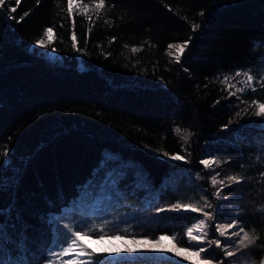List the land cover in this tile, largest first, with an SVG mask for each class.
I'll list each match as a JSON object with an SVG mask.
<instances>
[{"label": "trees", "instance_id": "16d2710c", "mask_svg": "<svg viewBox=\"0 0 264 264\" xmlns=\"http://www.w3.org/2000/svg\"><path fill=\"white\" fill-rule=\"evenodd\" d=\"M8 4L17 7L15 19H5ZM50 26L54 41L40 48L34 42ZM73 32L81 51L72 47ZM185 43L181 54L168 47ZM247 72L256 74L257 91L236 93ZM261 72L264 0H106L99 15L93 0H77L71 13L67 0H7L0 11V264H45L52 217L77 200L84 229L96 216L112 215L119 220L110 233L166 235L177 246L200 214L172 205L216 210L222 223L238 220L258 237L238 255L251 252L261 264L264 116L253 103H264ZM215 173L223 186L213 188ZM204 196L213 209L204 207ZM208 223L216 238L215 220ZM209 251L237 264L215 245ZM98 258L192 264L138 252Z\"/></svg>", "mask_w": 264, "mask_h": 264}, {"label": "snow or ice", "instance_id": "6c2138e0", "mask_svg": "<svg viewBox=\"0 0 264 264\" xmlns=\"http://www.w3.org/2000/svg\"><path fill=\"white\" fill-rule=\"evenodd\" d=\"M76 2L77 0H67V6L70 13L74 9V5H76ZM93 2L95 11L97 15H99L101 10L106 6V0H93ZM6 3L7 0H0V11L4 10V6L6 5ZM19 3L20 0H16L17 6L19 5ZM37 3H39V0H37ZM80 7L86 11L89 5L81 4ZM16 11L17 7L8 4V15L5 17V19H15V17L11 14L15 13ZM25 15H27V13H25ZM201 15H203V13H201ZM21 19H23V17H21ZM89 20H91V17H89ZM17 22L20 21L17 20ZM74 26L75 24H73V27ZM196 27H198V25ZM89 31H91V29H89ZM54 36V26L47 27L42 34L43 38L37 39L34 43L40 48H48L49 44L53 43ZM112 40L114 41L115 37H113ZM71 41L72 47L77 51H81V49L77 46V35L75 34V32H73V34L71 35ZM168 47L175 48L182 53L186 47V43L183 45L170 44ZM137 50L138 49L136 48L132 49L133 52H136ZM51 51L56 52L57 49L53 47ZM176 59L179 62L180 56L177 55ZM240 75L241 72L235 73V76L237 77H239ZM245 75L247 76V83L244 87L236 88V93H243L246 90L256 92L257 89L255 86H253L252 83L254 80V75L251 72H247L245 73ZM255 78L260 79V77L258 76ZM228 79H230V77H224L225 81H227ZM261 83H264V80H261ZM236 93L230 92L229 96L235 95ZM237 99H240V97L238 96ZM216 103H219V100ZM253 103H256L258 107V111L255 114L257 116H264V103H259L256 101H254ZM177 131H179V129ZM7 154V152L4 153V155ZM163 155L173 161L187 162L186 158L180 154H169L167 151H164ZM200 163L203 164L205 168H208L210 166V161L208 159H202ZM217 176H219V173L211 175L210 183L212 184L213 188H215L218 183L223 186V180L221 179L218 181ZM227 179L230 181H234L236 184L241 183V180L237 179L236 176H228ZM228 187H231V185H228ZM222 194L223 187L216 189V191L214 192V196L218 199L222 196ZM225 198L227 197L225 196ZM203 200L204 207H207L208 209L214 208L213 204L209 202V198L207 196H204ZM216 207L218 208L219 205H217ZM171 209L174 211L183 210L185 212L200 214L196 217L195 222L186 229V243L180 245L179 247H177L176 244H173V247L168 249L157 248V246L160 245L161 241L168 238L166 235H162L158 239L152 238L151 240L145 239L143 241L133 238L130 243L137 246L141 244H151L152 250L172 252L175 256L182 257L185 261H191L192 264H231L230 260L217 259L216 255L209 251L212 245H215L216 248L221 249L225 257H235L237 264H256L251 252H248L242 256L238 255V252H241L244 249L251 248L256 243V239H258V237L252 238L249 235V232L240 225V222L238 220L233 221L229 224H224L220 221L221 213H219L218 211H204L203 207L194 206L190 202L184 204L177 202L171 206ZM165 210L166 209L163 208L159 209V211ZM258 211L260 210L258 209ZM200 216H202L203 218H200ZM213 220H215V232L218 234V236L216 238H209V229L211 226L208 221ZM62 227L63 230L56 234L55 238L51 242V246L46 248L47 255L41 258L45 261V264H54L57 259H60V264H100L98 257L112 256L120 252L132 254L140 250L138 247L125 246L123 249H117L116 253H113L108 249H104L103 251H95L93 249H90L85 243L81 242L85 239L98 240L100 242L108 239L110 241H123L125 245L129 243V241L125 240V236L123 234H114L108 232L106 230V225L101 228L100 231H96L95 229L86 230L78 225H73L71 223H64ZM229 229L236 230L229 233ZM124 231L126 232L127 230L125 229ZM226 236L227 243L225 245H222L220 238ZM233 237H235V240H233ZM64 257H67V259H61ZM175 264H179V261H176ZM261 264H264V260L261 261Z\"/></svg>", "mask_w": 264, "mask_h": 264}, {"label": "rangeland", "instance_id": "374dc122", "mask_svg": "<svg viewBox=\"0 0 264 264\" xmlns=\"http://www.w3.org/2000/svg\"><path fill=\"white\" fill-rule=\"evenodd\" d=\"M177 50V49H176ZM185 50V49H184ZM177 52H179L177 50ZM179 54H181V52H179ZM49 57L52 60L56 59V53L55 52H50L49 53ZM252 73V72H251ZM254 76L256 75L255 73H252ZM263 80H264V72L260 73ZM258 74V75H260ZM245 75V73H244ZM245 79H247V76L245 75ZM210 161V166L209 168L212 167L214 161L212 159H208ZM87 194L83 193L82 198H84ZM81 201H75L74 203H72L68 208L64 209L62 212H60L57 215H54L52 217V219L54 220L55 223V236L58 232L63 230V224L64 223H71L75 225H78L80 227H82L81 225L83 224V221L81 219L82 215H81ZM79 208V210H78ZM74 215L76 216V218L73 220ZM97 219H94L92 221H90L88 223V226H90L91 228H95V230H101V228H103L105 225L108 227H112L113 225H115L119 218L112 216V215H105L102 218H99V216H96ZM99 218V219H98ZM88 226H84L85 229L88 228ZM236 229H229L228 232H232L235 231ZM136 238L137 240H145L147 238L144 237H140V236H133V237H125V240L129 241V243L127 245H125V243L123 241H119V240H108L105 239L103 242H100L98 240H89V239H85L83 241H81L82 243H85L90 249H93L95 251H103L104 249H108L109 251L116 253L117 249H123L125 246L127 247H138L140 250L137 251L138 253H146L147 255L153 256V257H175L174 253L172 252H165V251H156V250H152V246L151 244H141L139 246L137 245H132L130 243V241ZM221 242L223 241L222 245H225L227 243V236L226 237H221ZM149 240V239H148ZM233 240H235V237H233ZM173 242L170 238H167L163 241H161L160 245L157 246V248L159 249H168V248H172L173 247ZM179 247V246H177ZM147 249V250H145ZM132 253V254H136ZM128 253H123L120 252L116 255H112V256H107V257H111V258H120V257H124L125 255H127ZM61 259H67V257L61 258ZM54 264H60V259H57Z\"/></svg>", "mask_w": 264, "mask_h": 264}]
</instances>
